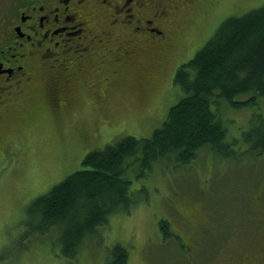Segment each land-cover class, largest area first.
Returning a JSON list of instances; mask_svg holds the SVG:
<instances>
[{
  "label": "rangeland",
  "instance_id": "rangeland-1",
  "mask_svg": "<svg viewBox=\"0 0 264 264\" xmlns=\"http://www.w3.org/2000/svg\"><path fill=\"white\" fill-rule=\"evenodd\" d=\"M219 1L204 0L189 10L190 30L182 21L188 19L186 7L175 8L178 31L189 36L165 56L151 45L120 62L107 58L102 68L89 63L59 84L52 93L58 101L45 91L40 98L32 92L46 80L45 72L37 74L25 99L29 108L0 126V264H105L114 245L126 249L127 264H264V153L252 154L241 141L251 120L264 119V98L255 107L221 103L229 137L239 139L235 157L204 149L191 163H156L146 178L133 181L138 195L129 210L110 214L75 258L60 254L55 230L21 238L25 224L36 222L27 212L33 200L81 169L87 153L124 135L150 136L182 95L173 83L176 69L226 15L264 4ZM257 111L261 115L254 117ZM161 219L171 234L159 230Z\"/></svg>",
  "mask_w": 264,
  "mask_h": 264
},
{
  "label": "trees",
  "instance_id": "trees-1",
  "mask_svg": "<svg viewBox=\"0 0 264 264\" xmlns=\"http://www.w3.org/2000/svg\"><path fill=\"white\" fill-rule=\"evenodd\" d=\"M173 83L182 95L150 136L124 135L87 153L81 169L28 205L27 212L36 222L25 224L23 240L55 230L60 254L75 258L84 241L107 224L110 214L129 210L137 194L133 181L146 178L156 163L171 159L177 166L191 163L204 149L235 157L239 139L229 137L220 108L221 103L224 108L255 107L264 98V5L223 19L203 46L176 69ZM241 135L249 152L264 153L262 117L251 120ZM138 193L147 197L144 188ZM159 230L171 234L168 221L161 219ZM105 264H127L126 249L112 246Z\"/></svg>",
  "mask_w": 264,
  "mask_h": 264
},
{
  "label": "flooded vegetation",
  "instance_id": "flooded-vegetation-1",
  "mask_svg": "<svg viewBox=\"0 0 264 264\" xmlns=\"http://www.w3.org/2000/svg\"><path fill=\"white\" fill-rule=\"evenodd\" d=\"M202 1L0 0V126L29 108L25 99L37 74L45 72L46 80L32 92L40 98L45 91L58 101L53 94L59 84L89 63L102 68L107 58L120 62L151 45L165 56L172 44L181 46L189 36L178 31L175 8L186 7L189 19V10ZM188 19H182L185 30L193 22Z\"/></svg>",
  "mask_w": 264,
  "mask_h": 264
},
{
  "label": "snow or ice",
  "instance_id": "snow-or-ice-1",
  "mask_svg": "<svg viewBox=\"0 0 264 264\" xmlns=\"http://www.w3.org/2000/svg\"><path fill=\"white\" fill-rule=\"evenodd\" d=\"M84 162H85V163L87 162V161H86V159H85V161H84ZM129 182H131V177L129 178Z\"/></svg>",
  "mask_w": 264,
  "mask_h": 264
}]
</instances>
